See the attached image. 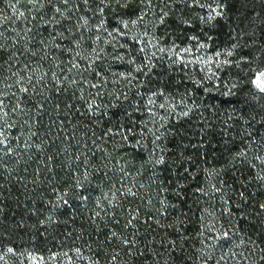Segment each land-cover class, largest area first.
<instances>
[{
	"label": "trees",
	"instance_id": "16d2710c",
	"mask_svg": "<svg viewBox=\"0 0 264 264\" xmlns=\"http://www.w3.org/2000/svg\"><path fill=\"white\" fill-rule=\"evenodd\" d=\"M264 0H0V264H264Z\"/></svg>",
	"mask_w": 264,
	"mask_h": 264
},
{
	"label": "rangeland",
	"instance_id": "374dc122",
	"mask_svg": "<svg viewBox=\"0 0 264 264\" xmlns=\"http://www.w3.org/2000/svg\"><path fill=\"white\" fill-rule=\"evenodd\" d=\"M254 83L258 89L264 90V69L256 74Z\"/></svg>",
	"mask_w": 264,
	"mask_h": 264
}]
</instances>
